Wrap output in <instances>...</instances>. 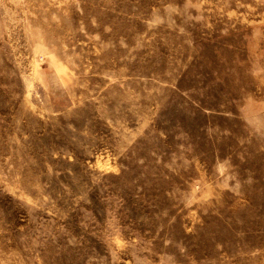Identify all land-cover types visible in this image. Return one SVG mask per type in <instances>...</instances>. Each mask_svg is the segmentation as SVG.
I'll list each match as a JSON object with an SVG mask.
<instances>
[{
  "label": "rangeland",
  "instance_id": "1",
  "mask_svg": "<svg viewBox=\"0 0 264 264\" xmlns=\"http://www.w3.org/2000/svg\"><path fill=\"white\" fill-rule=\"evenodd\" d=\"M0 264H264V0H0Z\"/></svg>",
  "mask_w": 264,
  "mask_h": 264
}]
</instances>
